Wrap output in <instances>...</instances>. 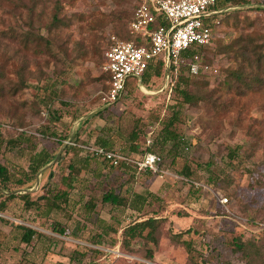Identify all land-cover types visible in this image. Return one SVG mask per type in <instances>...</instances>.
Returning <instances> with one entry per match:
<instances>
[{
  "label": "rangeland",
  "instance_id": "374dc122",
  "mask_svg": "<svg viewBox=\"0 0 264 264\" xmlns=\"http://www.w3.org/2000/svg\"><path fill=\"white\" fill-rule=\"evenodd\" d=\"M141 1L0 0V162L10 172L6 183L0 178V264H264V0L222 2L198 73L184 68V55L170 79L162 65L142 76L143 86L130 76L107 105L104 52L112 35L131 37ZM173 117L178 136L164 141ZM102 140L129 158L159 152L169 172L113 165L92 149ZM41 151L50 161L34 171ZM69 174L72 212L27 206L22 193L44 202ZM111 187L128 198L154 191L143 215L161 217L158 243L122 245L119 232L95 240V212L135 215L101 199ZM84 195L96 205L91 217ZM17 223L43 236L27 245Z\"/></svg>",
  "mask_w": 264,
  "mask_h": 264
},
{
  "label": "built area",
  "instance_id": "2783aa9c",
  "mask_svg": "<svg viewBox=\"0 0 264 264\" xmlns=\"http://www.w3.org/2000/svg\"><path fill=\"white\" fill-rule=\"evenodd\" d=\"M222 1L142 0L130 21L132 38L112 35L105 49L103 68L109 75L105 104L115 103L121 98L130 76L138 77L140 86H143L142 76L147 69L162 61L170 79L172 66L185 61L186 51L212 46L217 37L214 16L221 11ZM200 58V53L194 51L184 63L188 64L190 71L198 73ZM69 142L78 145L76 141ZM92 149L115 165L131 160L138 171L148 170L162 176L169 172L163 167V156L156 151L147 150L135 159L99 145ZM196 184L199 185L197 181ZM220 199L226 202L228 197Z\"/></svg>",
  "mask_w": 264,
  "mask_h": 264
},
{
  "label": "trees",
  "instance_id": "16d2710c",
  "mask_svg": "<svg viewBox=\"0 0 264 264\" xmlns=\"http://www.w3.org/2000/svg\"><path fill=\"white\" fill-rule=\"evenodd\" d=\"M231 1L244 2L246 0H231ZM222 2L220 3V6H221ZM129 38H132V34H131V37H129ZM206 48L207 47L201 46V47H198L195 49H190V50L186 51L184 53V55L191 56L194 51H198L200 53V55H202ZM159 65L163 66L162 61H159L155 65L149 67L147 69V71L144 73V76L146 75L145 77H148L151 74V69L153 67H156V66H157L156 69L159 72L160 71ZM184 68H186L190 72L189 66L187 64L184 65ZM164 72H165V70H164ZM107 75H108V73H107ZM108 77H109V75H108ZM178 81H179V75L177 76L176 83ZM108 86H109V84H108ZM181 92H182L183 97L185 99H190L192 97L190 92L187 91L186 89H183ZM177 114L178 113L176 112L175 115H173V116H176ZM174 119H175V117H173L170 120V122L165 126L166 129H163V133H162L161 138L163 140L165 139L164 141H166L170 138H175L176 136H178V133L174 129H172V127L170 129V126L175 121ZM180 139H181V137H180ZM102 141H103L102 143L104 144L103 147H105L107 149H112V148L105 146V143H106L105 140H102ZM76 142L78 143V140ZM74 146L76 148L82 150L81 147H78L77 144H74ZM42 152L43 151H41L40 153H42ZM40 153H38L37 157H39ZM35 161L37 163L34 166L33 170L38 171L42 166H45L50 161V157H49L48 152L45 151L44 153H42V155H40L39 159L35 160ZM112 164L115 165L114 163H112ZM0 178H1V180H4L5 183L8 179H10V172H9L8 167L1 162H0ZM62 181L66 185V188H57V189H52V190L48 189L43 196L44 202H40V201L36 202V201H32V200L28 199L29 198L28 196H30L27 194L28 191L22 193V197L25 198V203L27 204V206H29L31 208L32 206L35 205L36 207H39V210L44 211L45 214L52 213L56 210H63L65 208L67 209L69 207V204L71 201L68 188H72L74 186L75 178H73V176L71 174H69L67 176L63 175ZM18 182H25V181L23 179H18ZM4 186H6V185H4ZM148 194L152 196L154 193L152 191H149L147 194H145L144 192L135 191L132 194V197L128 198V197H126V195H124L123 193L118 191L116 188L111 187L110 189L103 191L101 199L105 202L110 203L111 205H124L125 206V205L131 203V204L140 205L141 207H143L147 202H150L151 197L149 198L147 196ZM8 196H15L14 191H10ZM84 206H85V209L88 211L87 216L91 217L90 214L96 208V205L94 203L93 198L87 200L86 203L84 204ZM3 208H5V203H0V210H4ZM0 218L3 219V217L1 215H0ZM160 218L161 217H158V216H147L145 218H142L140 220H136V221L131 222L130 224L126 225L123 229V232H122V235H123L122 245H127L131 242L132 239L134 240V239H138V238H142V239L145 238L149 241H152L153 243H158L159 239L155 235V231H156V228L160 224ZM56 225H57L56 231L58 233L66 234V228L62 225L61 222L56 221ZM16 226L18 228L22 229L21 240L27 244H30L35 239H40V237L43 236V235H41L42 231L36 229L33 226L23 224V223H17ZM115 231H117L116 227H114L112 225L107 226V234H109L110 232H115ZM101 234L102 233H98V236ZM175 234H177V233H175ZM97 240H99V239H97ZM183 242L189 250V248L191 246L190 242H187L185 240H183ZM18 264H24V263H18Z\"/></svg>",
  "mask_w": 264,
  "mask_h": 264
},
{
  "label": "crops",
  "instance_id": "0c3cea01",
  "mask_svg": "<svg viewBox=\"0 0 264 264\" xmlns=\"http://www.w3.org/2000/svg\"><path fill=\"white\" fill-rule=\"evenodd\" d=\"M164 67V66H163ZM164 69V68H163ZM104 177H106V175L104 176ZM61 180H62V178H61ZM61 182H63V181H61ZM66 186V185H65ZM72 189H75V187L74 188H68V191H69V194H70V198H71V201H70V204H69V207L67 208V209H63V210H60V211H64L65 213L66 212H72L73 211V209H75L76 207H75V204H77V201H75V198H76V196L75 197H73V195H72ZM108 190V189H107ZM138 192H143V191H138ZM153 193H154V191H152ZM80 194V193H79ZM88 196L89 195H84L83 196V198H85L86 200L84 201V204L86 203V201L87 200H89L88 199ZM106 203H108V202H106ZM110 204V203H109ZM111 207H115V209H119V208H121V207H126V208H128V209H131L133 212H134V217H133V219L131 218L130 220H126V219H124V218H122L121 216H118L113 210L111 211L110 210V217H108L107 215H105L103 212H100L99 214L98 213H96L95 212V214H97L96 215V219H98V220H95V222H97V232L95 233V234H97V238L95 239V240H97V239H99V240H97L98 241V243H102V241H104V239H105V237H108V235L110 234V233H114V232H110L109 234H107V226L108 225H112V226H114V227H116L117 228V231H115V233L117 232H119V233H121L122 234V232H123V229H124V227L126 226V225H128V224H130L131 222H134V221H136V220H140V219H142V218H145V217H147V216H149V215H143L144 213H143V207H141L140 205H135V204H131V203H129L128 204V206L127 205H111ZM96 209V208H95ZM128 209H126V211H128ZM85 211H87L86 209H85ZM137 214H136V213ZM87 213H88V211H87ZM86 213V214H87ZM92 213H94L93 211H92ZM156 216V215H155ZM158 216V215H157ZM160 216V215H159ZM62 225L64 226V227H66L65 226V224H63L62 223ZM98 233H102L101 235H99L98 236ZM62 235H64V234H62ZM25 243V242H24ZM25 244H27V243H25ZM28 245V244H27Z\"/></svg>",
  "mask_w": 264,
  "mask_h": 264
},
{
  "label": "bare ground",
  "instance_id": "6f19581e",
  "mask_svg": "<svg viewBox=\"0 0 264 264\" xmlns=\"http://www.w3.org/2000/svg\"><path fill=\"white\" fill-rule=\"evenodd\" d=\"M164 70H165V72H166L165 66H164Z\"/></svg>",
  "mask_w": 264,
  "mask_h": 264
},
{
  "label": "water",
  "instance_id": "95a60500",
  "mask_svg": "<svg viewBox=\"0 0 264 264\" xmlns=\"http://www.w3.org/2000/svg\"><path fill=\"white\" fill-rule=\"evenodd\" d=\"M222 9H224V8L221 7V11H222Z\"/></svg>",
  "mask_w": 264,
  "mask_h": 264
}]
</instances>
